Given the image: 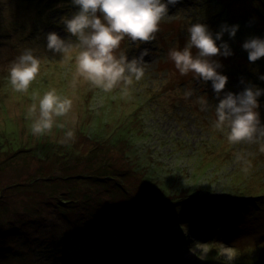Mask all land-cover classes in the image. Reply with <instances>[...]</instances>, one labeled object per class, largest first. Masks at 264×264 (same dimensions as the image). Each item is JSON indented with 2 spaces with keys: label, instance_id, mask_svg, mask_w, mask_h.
<instances>
[{
  "label": "rangeland",
  "instance_id": "1",
  "mask_svg": "<svg viewBox=\"0 0 264 264\" xmlns=\"http://www.w3.org/2000/svg\"><path fill=\"white\" fill-rule=\"evenodd\" d=\"M75 11L71 0H0V264H124L126 256L136 258L128 264H224L220 242L235 249V264H264V141L229 144L213 124L211 81L182 76L167 59L192 23L213 33L238 24L235 38L222 37L233 55L214 58L228 77L224 91H242L241 78L264 89V57L250 63L242 48L264 38V0H179L154 41L125 37L117 55L149 53L128 96L74 84V59L47 52L45 35L68 38L59 20ZM25 47L41 59L26 94L7 80ZM186 87L213 107L201 112L195 97L185 101ZM50 88L73 100L72 111L58 118L64 129L36 137L26 113L32 94ZM259 105L264 124V95ZM68 129L74 141L59 143ZM194 239L208 243L206 261L189 254Z\"/></svg>",
  "mask_w": 264,
  "mask_h": 264
},
{
  "label": "clouds",
  "instance_id": "2",
  "mask_svg": "<svg viewBox=\"0 0 264 264\" xmlns=\"http://www.w3.org/2000/svg\"><path fill=\"white\" fill-rule=\"evenodd\" d=\"M179 0H71L77 11L71 16H62L59 23L64 26L68 38H62L55 31L45 35L46 50L61 60L74 59L75 73L73 83L80 79L104 93L120 88L122 95L128 96L130 87L145 75L144 49L138 57L128 59L121 50V42L127 37L132 42L146 43L156 39L160 22L169 16V6H175ZM99 13V15H98ZM239 25L222 23L219 31L213 33L209 26L199 21L190 24L187 40L183 48L171 47L167 59L174 63L180 75L193 74L196 81L204 84L211 81V87L218 103L214 105V127L225 132L229 144L241 142L264 141V124L261 123L259 97L264 89L241 78L244 85L239 93L224 91L228 77L219 69L222 64L214 59L217 56L229 57L232 49L222 37L225 33L230 39L235 38ZM75 38L73 40L72 38ZM219 41V45L217 44ZM139 47V44H137ZM248 54V61L256 62L264 57V38L251 36L242 44ZM193 49L196 50L193 54ZM37 49L25 47L7 67V80L16 93H28L30 85L41 71V59L36 55ZM264 80V75L259 76ZM179 91V90H177ZM195 97L194 103L201 112L209 111L213 106L206 95H196V89L186 87L182 98L188 101ZM26 118L31 119L30 132L36 137L52 132L54 127L65 128L58 123V118H67L72 111L73 100L61 95L56 88H50L41 96L34 92L31 96ZM74 132L68 129L58 141L68 144L74 141ZM264 151V144H261ZM237 160L242 157L237 156ZM187 234V232H185ZM211 249L208 243L193 240L188 248L189 254L200 261L208 259ZM217 257L224 264H235L237 253L233 247L220 242Z\"/></svg>",
  "mask_w": 264,
  "mask_h": 264
},
{
  "label": "trees",
  "instance_id": "3",
  "mask_svg": "<svg viewBox=\"0 0 264 264\" xmlns=\"http://www.w3.org/2000/svg\"><path fill=\"white\" fill-rule=\"evenodd\" d=\"M246 13H247V11H246ZM245 19H249L248 17H246ZM262 65H264V63L263 62H260ZM260 63H257L256 65H260ZM252 80H255V79H252ZM21 233V231L20 230H18V228L16 227H13V229L11 230V234L14 236V238L15 237H18V235ZM131 259H136L135 257H133V256H126V257H124L123 258V261H125L124 262V264H128V260H131Z\"/></svg>",
  "mask_w": 264,
  "mask_h": 264
}]
</instances>
